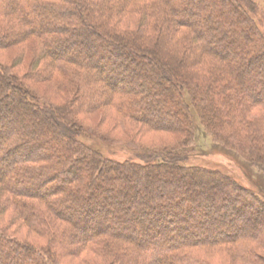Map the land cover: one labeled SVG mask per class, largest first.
<instances>
[{
    "label": "trees",
    "instance_id": "trees-1",
    "mask_svg": "<svg viewBox=\"0 0 264 264\" xmlns=\"http://www.w3.org/2000/svg\"><path fill=\"white\" fill-rule=\"evenodd\" d=\"M254 11L253 0H0V47H19L21 61L30 55L22 78L0 62V264H60L86 251L105 264H209L208 254L225 250L250 262L246 242L262 236L264 204L250 188L189 158L203 134L264 171V119L246 117L259 106L264 115V72L247 65L264 66ZM121 12L134 14L124 16L136 25L102 19ZM72 36L101 45L73 59L62 52ZM121 38L127 46L117 43ZM163 49L148 66L151 52ZM106 54L125 58L124 71H113L117 62L102 64ZM27 80L54 83L65 100L43 99ZM100 110L118 114V125L145 129L152 125L146 113L162 112L169 123L160 129L179 138L124 144L79 118ZM116 146L132 157H114L109 147ZM203 180L213 193L172 196V184ZM116 207L120 213L108 220ZM229 207L243 222L230 218Z\"/></svg>",
    "mask_w": 264,
    "mask_h": 264
},
{
    "label": "rangeland",
    "instance_id": "rangeland-1",
    "mask_svg": "<svg viewBox=\"0 0 264 264\" xmlns=\"http://www.w3.org/2000/svg\"><path fill=\"white\" fill-rule=\"evenodd\" d=\"M253 1L255 2V11L253 13V18L255 22L257 23L264 37V0H253ZM137 11L134 13L138 15ZM114 14L116 15L118 14L119 17L117 16L115 17ZM124 15L130 16L131 13H122V12L121 13H110L109 15L107 14L103 16L102 19H105V22L107 23L108 26H109L110 18H112L113 22L114 21L118 22L119 19L121 18L120 20L122 21V25L123 26L125 25V28L133 27L134 25H136L137 21L134 22L133 20H126L127 17ZM100 16H102V14H100L99 17ZM133 16L134 14L131 15V17ZM148 18L151 19L152 17L150 16ZM88 24L92 25L90 22ZM211 24L214 25L215 23L211 22ZM92 27H95V26H92ZM229 35H227L228 39H230ZM87 40L84 41L83 39H78V37H73V36L70 37L69 42L64 41L65 43H63V48H62L63 55L67 57H72L73 59H79L78 54H82L84 52H88L90 54L91 52H93L95 54L96 48L101 45L100 42L95 41L94 37L89 38V39L87 38ZM123 40L124 38H121V40H118L117 43H119L120 46H123V45L127 46L125 44L126 42L124 43ZM1 42L2 40H0V43ZM141 43H142V40H138L137 44L139 48L138 47L137 48L139 50L137 49V51L144 50L141 47ZM164 52H165V49H163L162 51L153 50L151 52V55H152L151 58H149V60L147 61V65L152 66L156 64L158 62V59L161 57V55L165 56ZM20 55H21V50L19 47H13V48L0 47V62L8 65L17 75H19V77L22 78L29 70L28 64L30 62V55L27 54L24 61L20 60L19 58ZM96 56L98 60H100V57H101L102 64L104 65H110L113 62L115 64V62H117V64L115 65V68L113 69L115 73H120L121 71H124L122 65H120V61L127 62L125 58L122 59V57L108 56V54L101 55L100 57L98 55ZM233 59L237 61L236 57ZM171 60L173 61L174 59L171 58ZM247 65H249L248 70L250 72H254L256 70L264 72V66H258L255 64H251L250 61L247 62ZM172 73H174L175 75V74H178V71L175 69L172 71ZM153 78H154L153 79L154 83L152 81V85H156L155 81H157L156 80L157 77L154 76ZM25 83L27 87L31 88L35 93L43 97V99L45 100L51 101L53 103H61L63 102V100H65L63 94H58L57 91L55 90L57 88L55 87L54 83H51L48 81H43V83H39L35 80H27ZM155 87L156 86H154V88ZM247 88L254 89V85L248 84ZM147 96L148 95H146L145 92H142L141 94L142 99ZM156 99L157 98H155V100ZM152 104L154 106L159 107V105H155L157 104V101L153 102ZM153 113L154 115L156 113L157 117L154 116L153 114L151 115L149 112L146 113V115L149 116V119L151 120L150 122L152 124L151 127L149 126L150 127L149 129L148 128L145 129L141 124L137 122L124 121L123 125L122 124L118 125L116 121L119 119V117H118V114H116L114 111L100 110V111H97L96 113H92L91 115L79 116V118L82 119V122H84L86 125L93 127V128H97L102 133V135L108 136L109 138H113L119 142H123L124 144L129 143L135 146H159L163 143L170 144L172 142H175L179 135H174L169 131L160 129V126L166 127L168 126L167 124L169 123L163 120L164 114L159 111H153ZM262 114L263 112L261 111V108L259 106L255 108L254 110H251V111L249 110L246 117H247V120H249V118H253V119L261 118L260 120H263L264 118L261 116H264V115ZM259 122L261 123H258L257 121V123L259 124V127L260 125L261 127H264V122L263 121H259ZM43 134L45 135V133ZM98 144H101L100 141H98ZM119 148L120 147L118 146L114 148L109 147V152H113L114 157L119 158L120 160L128 158V157H132V153L129 150L119 149ZM194 148H195V151H193L192 156H190L189 162H191L192 164H197L200 166L220 170L221 172L225 173L226 175L230 176L232 179L237 181L240 185L246 188H250L252 193L255 194V197L257 198V200L260 201L261 204H264V171H260L256 165L249 164L248 161L243 159L241 156L239 157L235 153L232 154L229 151L222 149V147H220L219 145L217 146L213 144V142L208 137L204 136L203 134H201L200 137L197 139L196 145ZM172 186L175 187L173 188L172 196H176L177 194H179V191H182L184 189L186 190L194 189V191L199 192V193L201 192L213 193L214 192L212 189H210L209 183H207L205 180L201 181L198 184L195 183V184H189V185H185V184H182L181 182H177L175 184H172ZM111 188H115L118 190L119 188H125V187L122 186L121 183L119 184L117 182H112ZM216 193H217V196L222 195V192L219 190ZM171 199L173 198L165 197L162 200L163 202H165V201H170ZM199 200L200 202L204 203L202 198H200ZM254 208L256 209L258 207L254 206ZM71 209L74 210L75 212L78 211L76 205L72 206ZM179 209L182 210L181 208ZM226 211L231 216L230 218L237 219L236 222H238V220L243 222V220L240 219L242 217H236L237 213L235 212L233 208L229 207L228 210ZM254 211L255 210L253 209L250 210L249 208H245V207L242 210L243 214H246V216H249V217L253 216L252 218L255 219L257 217V213ZM111 212L112 213L110 214L108 220H111V218H113L114 216H117L120 213V210L117 209L116 207V208H112ZM73 219L74 221H76L75 218ZM191 221L190 223H195L194 220H191ZM236 222H234L233 224H235ZM132 224L137 225L138 224L137 220L132 219ZM15 230L18 236L35 240L34 236L32 234L27 233L26 229H21V228L16 229L15 228ZM214 230H215V227L211 226L210 231L213 233L217 232V230L216 231ZM168 233H171L170 230ZM246 243L251 244V246L253 247L252 252L254 253H251L250 262L247 261V259L238 261L232 255L229 254V251L227 253L226 250L222 252H214V253L208 254L207 257L209 258V260L208 259L207 260L209 261V264H264V230L259 240L257 239L249 240ZM197 253L199 255L204 254L201 251ZM203 257L206 258L205 255ZM89 260L92 263H89ZM97 263L105 264V260H103V257L101 258V256L100 258L99 257L97 258L93 254L88 253L86 251V252H83L81 255L63 256L61 257L60 264H97Z\"/></svg>",
    "mask_w": 264,
    "mask_h": 264
}]
</instances>
